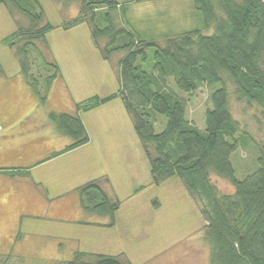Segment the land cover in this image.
<instances>
[{"label":"rangeland","instance_id":"obj_1","mask_svg":"<svg viewBox=\"0 0 264 264\" xmlns=\"http://www.w3.org/2000/svg\"><path fill=\"white\" fill-rule=\"evenodd\" d=\"M116 1L126 8L123 21L143 39H154L159 45L166 35L201 25V14L192 0ZM38 2L44 23L52 29L45 34L46 45L39 42V52L29 53L30 62L33 65L35 60L37 71L40 53L60 69L44 106L36 103L25 85L14 49L3 42L23 19L16 21L0 4V168L30 167L32 176L16 179L17 190H11L8 197L24 196L25 204L5 211L0 206L4 211L0 254H9L13 264L68 261L76 251L120 256L131 264H208L210 245L199 206L177 177L157 185L152 182L148 158L120 97L78 112L89 141L55 156L72 140L55 133L47 114H73L77 104H86L92 97L116 95L117 62L123 53L114 54L106 63L94 47L87 23L63 28L78 15L79 1ZM152 53L151 48L148 54ZM167 84L186 100V119L204 130L211 88L202 86L189 96L172 79ZM226 84L229 109L240 132L251 139L230 156L235 177L242 179L257 167L255 144L264 142V112L236 101L231 83ZM165 122V117L157 115L154 131L160 132ZM33 177L41 184L34 183ZM93 180H99L103 191L119 201L112 218L82 211L76 189ZM210 180L220 192L233 193L226 180L215 175Z\"/></svg>","mask_w":264,"mask_h":264},{"label":"trees","instance_id":"obj_2","mask_svg":"<svg viewBox=\"0 0 264 264\" xmlns=\"http://www.w3.org/2000/svg\"><path fill=\"white\" fill-rule=\"evenodd\" d=\"M77 1L78 15L63 28L87 23L103 60L123 53L117 62L119 90L116 95L92 97L86 104H77L73 114H47L57 133L72 140L55 156L89 141L78 112L120 97L148 158L152 182L157 185L177 177L199 206L204 237L210 245L208 264H264V142L255 144L256 170L236 178L230 156L251 139L240 132L229 109L226 84L231 83L236 101L264 112V1L192 0L201 14V25L164 36L163 45L143 39L129 27L122 19L126 8L116 0ZM0 4L16 21L24 20L17 22L16 30L3 42L14 49L25 84L38 105L44 106L60 69L39 53L42 62L35 71V60L31 65L29 53L39 52V42L46 45L45 34L52 26L44 23L38 0H0ZM210 29L212 34L206 35L204 32ZM151 48L153 53L149 55ZM168 79L189 96L202 86L211 88L204 130L186 119L187 102L168 87ZM157 115L166 119L158 133L154 131ZM0 172L10 177L25 174L15 169ZM211 175L229 182L233 193L220 192ZM76 191L85 214L112 218L119 207V201L103 191L99 180L85 183ZM0 264H13L11 256L0 254ZM49 264L131 263L120 256L76 251L71 260Z\"/></svg>","mask_w":264,"mask_h":264},{"label":"crops","instance_id":"obj_3","mask_svg":"<svg viewBox=\"0 0 264 264\" xmlns=\"http://www.w3.org/2000/svg\"><path fill=\"white\" fill-rule=\"evenodd\" d=\"M94 47L96 48V46L94 45ZM103 60V59H102ZM104 62L106 61V63H107V60H103ZM23 78V77H22ZM62 79V78H61ZM23 81H24V79H23ZM55 82V81H54ZM25 83V82H24ZM62 83V86L60 87V89H64V87H65V83L64 82H61ZM26 85V84H25ZM27 86V85H26ZM53 86H54V83L52 84V86H51V89L53 88ZM28 87V86H27ZM29 89V88H28ZM30 90V89H29ZM30 92H31V90H30ZM32 93V92H31ZM32 95H33V93H32ZM34 96V95H33ZM34 98H35V96H34ZM116 97H114L113 99H115ZM35 100H36V98H35ZM111 101V100H110ZM36 103H37V100H36ZM107 103H109V101L108 102H106V103H104V104H101V105H105V104H107ZM100 106V105H99ZM98 106V107H99ZM97 108V107H96ZM53 125V124H52ZM54 129H55V127H54ZM55 133L57 134V135H59L58 133H57V131H56V129H55ZM36 138H42V137H40V136H38V137H36ZM38 164H40V163H38ZM38 164H36V165H38ZM36 165H34V166H36ZM29 168L30 167H23V168H21V170L20 169H17V168H0V170L1 169H15V170H20L21 172H25V174L24 175H21V176H16V177H10L9 175H7V174H5V173H2V172H0V198H3V200L2 199H0V206H2V208L4 209V211L5 210H8V209H10L11 208V206H14V204H20V203H23V204H25L26 203V199H25V197L24 196H19L18 198H15V200L14 199H9L8 197H9V195H10V193H12V191L11 190H17V189H15V183H14V181L16 180V179H21V178H30V177H32L31 176V172H30V170H29ZM33 182L34 183H36V184H41V181H40V179H37V178H34L33 177ZM7 190H9V191H7ZM14 192V191H13ZM20 195V194H19ZM28 199V198H27ZM1 204H4V205H1ZM4 211H2L1 209H0V220L3 218V215H2V213L4 212Z\"/></svg>","mask_w":264,"mask_h":264}]
</instances>
